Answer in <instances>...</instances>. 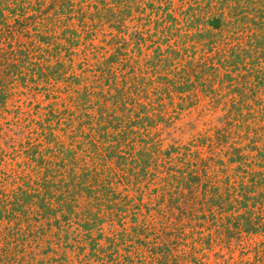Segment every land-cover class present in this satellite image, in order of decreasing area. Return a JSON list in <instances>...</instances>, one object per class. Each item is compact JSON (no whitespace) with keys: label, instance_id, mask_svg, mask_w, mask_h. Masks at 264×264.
I'll use <instances>...</instances> for the list:
<instances>
[{"label":"trees","instance_id":"trees-1","mask_svg":"<svg viewBox=\"0 0 264 264\" xmlns=\"http://www.w3.org/2000/svg\"><path fill=\"white\" fill-rule=\"evenodd\" d=\"M204 101L220 126L166 146ZM258 236L264 0H0V264H206Z\"/></svg>","mask_w":264,"mask_h":264},{"label":"rangeland","instance_id":"rangeland-1","mask_svg":"<svg viewBox=\"0 0 264 264\" xmlns=\"http://www.w3.org/2000/svg\"><path fill=\"white\" fill-rule=\"evenodd\" d=\"M107 34L113 33L116 34L115 31L108 30L106 31ZM104 37L100 34L98 38L94 41V44L96 46H102L104 47L106 43H103ZM109 39V38H108ZM109 50V47H106V51ZM77 53H80L81 50H76ZM109 53H112L111 51ZM77 60V57H75ZM77 63L79 61H76ZM91 63H94V61H91ZM79 73V72H78ZM33 94H30L29 96L21 97L23 101H26L27 98H33ZM37 101H43L44 98L40 95L35 97ZM206 101L201 102L199 105L194 107H185L182 111H179V115L176 119H173V124L170 127H166L162 131L161 139L163 140V143L167 146L169 144L179 142V143H187L190 142L196 138H198L201 135H204L206 133H213L215 128L220 126V115L221 113L216 112L215 110H212L208 105ZM162 128V125H161ZM155 133V130H154ZM120 190H123V187H119ZM131 194H135L133 191H130ZM108 226H105V231H108ZM117 229V227H116ZM264 241V236H258V237H252L251 239L246 240V242H243L242 246H237L236 244H233L232 248L229 249H221V248H215L212 251H205L203 254L197 255V258H205L203 261L206 264H237V262L241 260H249L252 258V255L249 256H243V253L241 252V247L248 246L250 244H256L259 242ZM62 251H60L61 253ZM219 253L220 255H223L224 257L221 259L216 254ZM72 256V255H71ZM53 257L52 254L45 257H40V259L45 260L46 262L50 261V259ZM75 260V254H73V258ZM75 262H72L73 264ZM77 263V262H76ZM75 263V264H76ZM91 264V263H89Z\"/></svg>","mask_w":264,"mask_h":264}]
</instances>
